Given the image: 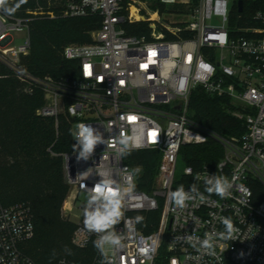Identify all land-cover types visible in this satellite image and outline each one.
I'll use <instances>...</instances> for the list:
<instances>
[{
  "label": "built area",
  "instance_id": "2783aa9c",
  "mask_svg": "<svg viewBox=\"0 0 264 264\" xmlns=\"http://www.w3.org/2000/svg\"><path fill=\"white\" fill-rule=\"evenodd\" d=\"M161 1L181 6L165 12L181 20L165 24L158 11L143 15L137 0H63L58 15L40 12L50 19L100 17L89 43L62 48L61 57L70 67L58 79L37 76L22 62L30 51L27 23L37 14L21 19L0 7V70L24 84L28 93L41 91L39 117L57 124L65 116L71 132L80 122L89 124L104 141L87 159L78 160L71 135V150L61 154L69 187L62 213L70 219L78 196L87 195L83 184L91 189L109 180L124 192L123 214L111 229L121 245L103 244L106 233L86 229L85 204L72 244L82 250L93 246L91 258L56 264H264V0ZM139 23L145 29L135 27L138 34H129ZM24 30L27 39L12 44L11 34ZM197 90L221 99L225 113L241 124V133L224 136L195 121L190 100ZM121 135L134 136L142 146L124 148L117 142ZM208 140L219 145L221 157L213 166L183 168V188L192 198L184 208L177 207L171 193L180 150ZM132 151L159 156L148 193L135 188L138 168L125 160ZM213 176L228 178L230 196L222 199L206 191L211 186L206 179ZM154 212L159 213L157 223L148 222L152 230L146 233L141 221ZM136 217L142 219L137 222ZM225 217L234 225L231 239L221 237ZM206 234L211 249L202 247ZM33 235L28 204L0 205V264H35L20 249ZM94 242L101 243L103 252Z\"/></svg>",
  "mask_w": 264,
  "mask_h": 264
},
{
  "label": "trees",
  "instance_id": "16d2710c",
  "mask_svg": "<svg viewBox=\"0 0 264 264\" xmlns=\"http://www.w3.org/2000/svg\"><path fill=\"white\" fill-rule=\"evenodd\" d=\"M62 1L26 0L20 3V0H11L2 6V10L9 14L6 9L16 8L19 4L10 16L27 19L30 13L38 15L42 11L58 15ZM151 8L160 14L183 9L159 0H153ZM27 24L30 50L34 40L51 59L38 65H26L23 59V64L30 72L42 77L45 73H62L70 67L61 57L62 49L55 35H59L60 41L89 43L88 33L99 28L100 17L56 18L47 21L46 25L33 20ZM135 27L145 29L146 24L132 26L128 33L138 34L133 30ZM221 102V99L197 90L190 100V115L218 134L233 136L241 133V124L225 113ZM42 104L41 91L28 93L24 84L5 69L0 70V205L22 202L30 206L34 235L20 245V249L35 264H56L60 259L87 263L94 247L82 250L73 246L75 224L62 213L69 187L63 175L61 154L72 148L70 123L65 116H60L57 124L53 119L39 117L36 109ZM220 157L219 145L208 140L199 145L183 146L178 160L185 166L198 168L203 164L213 166ZM125 160L132 168H138L136 190L148 193L157 172L158 154L155 151H132L126 154ZM185 181L183 178L174 183L173 191L181 185L186 186ZM158 215L154 212L145 216L147 219L141 221L144 232L152 230L147 223L155 226Z\"/></svg>",
  "mask_w": 264,
  "mask_h": 264
},
{
  "label": "clouds",
  "instance_id": "9594fccd",
  "mask_svg": "<svg viewBox=\"0 0 264 264\" xmlns=\"http://www.w3.org/2000/svg\"><path fill=\"white\" fill-rule=\"evenodd\" d=\"M26 0H20V3H24ZM6 0H0V6H3ZM20 5L17 4L16 8ZM16 8L6 9V11L11 14L16 10ZM73 138L77 141V144L73 145V151L76 152L79 149V154L77 159L81 158L87 159L91 155L96 146L99 143H104L101 135L96 131L94 127L89 124L80 122L76 125L75 131L71 132ZM197 136V139H200ZM124 148H139L142 145L138 143L134 136L129 137L126 135H121L117 141ZM115 146V143L113 144ZM87 175L86 173L84 174ZM206 184L211 185L206 187V191L209 194H216L219 197L226 198L230 196V189L232 188V183L227 177L213 176L206 179ZM87 191V203L84 208V225L86 229L90 232L106 233L101 237L103 244H107L110 247H116L121 245L120 237L111 231L113 226L117 224L122 216V201L124 192L121 188L114 187L113 182L109 180H102L96 183L91 189H88L86 185H82ZM193 191H197L195 185L192 186ZM172 200L177 207L184 208L186 206L185 202L190 200L192 197L184 191L181 185L174 192L171 193ZM95 205V207H93ZM142 217H136L137 222H139ZM222 224L225 227L226 234L221 233V237L224 239H231L235 231L234 225L230 217H225L222 220ZM191 240V237H189ZM202 247L205 249L212 248L211 237L206 234V238L201 242ZM97 248H103L101 243L94 242ZM172 264H176L175 261Z\"/></svg>",
  "mask_w": 264,
  "mask_h": 264
},
{
  "label": "rangeland",
  "instance_id": "374dc122",
  "mask_svg": "<svg viewBox=\"0 0 264 264\" xmlns=\"http://www.w3.org/2000/svg\"><path fill=\"white\" fill-rule=\"evenodd\" d=\"M13 1V0H12ZM11 2V0H6V3ZM2 8V6H0ZM169 7V6H168ZM144 13H148L150 12L149 9H147L146 7L142 6L141 7ZM3 9V8H2ZM36 21L40 22L43 25H46L47 21H51L53 19L48 18L44 13L38 14L36 19ZM159 20L162 23L168 24L171 23L172 21H178L181 20V17L176 16V15H168L166 13H163L159 16ZM141 29V28H139ZM95 30L90 31L89 34V38L90 40L92 39V35L94 33ZM12 39H13V43L14 45H19L22 42H24L27 39V31L24 30L22 32H13L11 34ZM57 44L61 47V49L64 46L67 45H83V44H87V43H78L76 41H60V37L59 35H55ZM51 57L49 55V53L36 41L32 40V46H31V50L29 51V54L27 57L24 58V63L30 64V65H38V64H44V63H48L50 61ZM23 62V60H22ZM67 72L63 71L61 72H55V73H45V75L51 76L53 78H62L67 76ZM185 167V165L178 160L177 165H176V171H175V177H174V183H178L183 179V168ZM87 203V195L85 194H80L77 198V201L75 203V206L72 209L71 212V216H70V221H72L74 224H76L79 221V218L82 215V208L85 204ZM64 215V214H63ZM65 216V215H64Z\"/></svg>",
  "mask_w": 264,
  "mask_h": 264
},
{
  "label": "crops",
  "instance_id": "0c3cea01",
  "mask_svg": "<svg viewBox=\"0 0 264 264\" xmlns=\"http://www.w3.org/2000/svg\"><path fill=\"white\" fill-rule=\"evenodd\" d=\"M137 1L140 3V5H139L138 7L142 10V14H143V15L151 14V15L153 16V13H156L157 10H153V9L151 8V5H152L153 0H137ZM159 1L162 2L161 0H159ZM142 6L146 7L147 9H149L150 12H148V13H147V12L144 13V12H143L144 9L141 8ZM158 13H159V12H158ZM159 14H160V13H159Z\"/></svg>",
  "mask_w": 264,
  "mask_h": 264
},
{
  "label": "water",
  "instance_id": "95a60500",
  "mask_svg": "<svg viewBox=\"0 0 264 264\" xmlns=\"http://www.w3.org/2000/svg\"><path fill=\"white\" fill-rule=\"evenodd\" d=\"M238 12L239 13L242 12V2L241 1L238 2Z\"/></svg>",
  "mask_w": 264,
  "mask_h": 264
}]
</instances>
